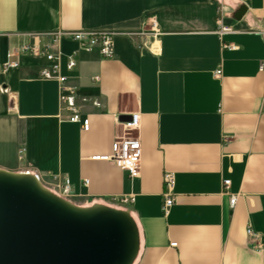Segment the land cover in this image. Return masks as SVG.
<instances>
[{
    "label": "crops",
    "instance_id": "crops-1",
    "mask_svg": "<svg viewBox=\"0 0 264 264\" xmlns=\"http://www.w3.org/2000/svg\"><path fill=\"white\" fill-rule=\"evenodd\" d=\"M241 4L246 11L236 20ZM218 7L232 29L221 36ZM58 30L114 32L112 58L94 48L79 50L71 69L61 59L75 86L69 100L88 129L68 120L58 81L40 76L45 58L22 55L17 68L0 73L16 97L9 107L0 93V168L31 170L57 194L67 178L66 197L78 205L128 209L139 231L133 264H264V0H0V60ZM76 46L62 40L53 49L66 54ZM132 113L141 145L134 178L91 159L110 152L124 134L119 121ZM165 170L175 177L166 215ZM122 196L133 201L121 203Z\"/></svg>",
    "mask_w": 264,
    "mask_h": 264
},
{
    "label": "water",
    "instance_id": "water-1",
    "mask_svg": "<svg viewBox=\"0 0 264 264\" xmlns=\"http://www.w3.org/2000/svg\"><path fill=\"white\" fill-rule=\"evenodd\" d=\"M245 11L241 4L233 17ZM138 249L128 209L78 205L31 170L0 168V264H133Z\"/></svg>",
    "mask_w": 264,
    "mask_h": 264
},
{
    "label": "built area",
    "instance_id": "built-area-1",
    "mask_svg": "<svg viewBox=\"0 0 264 264\" xmlns=\"http://www.w3.org/2000/svg\"><path fill=\"white\" fill-rule=\"evenodd\" d=\"M221 7L217 8L216 22V34L221 36L222 34L231 31V27L224 23V15L221 11ZM148 33L153 37L159 34V25L155 18H150L147 22ZM35 39V35H30ZM49 39L44 43L38 41H24L15 45L14 47L7 49L3 58L0 60V73L7 71L8 69L17 68L19 66V57L22 55L30 56H43L47 61V65L41 67L39 74L46 79H56L59 83V100L64 105V108L69 112L68 120L71 122H81L83 130L88 129V119L82 118L80 114L74 109L71 103L70 95L74 93L75 86H70L66 83V75L61 73V59L65 57L66 69H71L75 65V57L79 50L91 51L96 48L103 58H112L114 56V32L112 31H65L58 30L49 33ZM62 40H71L76 42L77 46L69 53L64 54L61 49H53V46L59 45ZM233 47L232 45H228ZM153 53L158 52V45L152 44L149 47ZM264 66V62L260 63V68ZM216 75L220 73L219 69L214 72ZM97 76H93L92 80H97ZM0 93H5L9 107L14 106L15 94L9 91L8 88L0 82ZM124 129V134L116 137L112 144L109 153L92 155L91 159L103 160L110 162L117 167L127 171L129 177L134 178L139 175L140 159H141V145L137 136L133 133L139 127V115L138 113H132L129 117L123 121H119ZM22 150L19 151L21 155ZM86 182V180H85ZM163 191L161 210L164 215L169 211V208L174 202V185L175 177L171 171H164L162 174ZM230 180L223 179V190L227 192ZM70 193V181L67 178H63L59 195L68 196ZM133 197L122 196L119 202L126 203L132 202ZM236 202V195L230 193L228 204L232 208ZM246 233L249 237H255L256 234L250 227H247ZM176 243H170L174 246Z\"/></svg>",
    "mask_w": 264,
    "mask_h": 264
},
{
    "label": "rangeland",
    "instance_id": "rangeland-1",
    "mask_svg": "<svg viewBox=\"0 0 264 264\" xmlns=\"http://www.w3.org/2000/svg\"><path fill=\"white\" fill-rule=\"evenodd\" d=\"M62 196V195H61ZM62 197H65V198H67L66 196H62ZM68 199V198H67Z\"/></svg>",
    "mask_w": 264,
    "mask_h": 264
}]
</instances>
